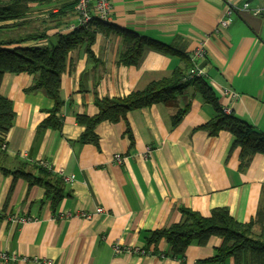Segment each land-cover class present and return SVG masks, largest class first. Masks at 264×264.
I'll return each mask as SVG.
<instances>
[{
  "label": "crops",
  "instance_id": "obj_1",
  "mask_svg": "<svg viewBox=\"0 0 264 264\" xmlns=\"http://www.w3.org/2000/svg\"><path fill=\"white\" fill-rule=\"evenodd\" d=\"M70 1L74 0L61 1L54 10ZM111 2V23L176 51L168 54L146 47L139 65L122 66L118 64L122 38L103 34L92 47L94 61L89 63L84 48L74 50L61 79L65 103L59 113L60 131L41 127L54 102L42 91L26 93L35 76L5 74L1 94L13 102L16 116L5 153L0 150V164L16 171L22 163L43 168L46 163L62 182L63 197L54 206L44 186L0 171V252L18 258L0 264H208L204 261L222 244L218 236L204 246H190L183 260L165 257L169 250L165 241L155 254L114 252L116 245L148 250V234L180 223L181 207L203 217L225 207L236 221L254 222L255 234L264 226V219L259 221V213L264 216V154L255 155L241 171V149L232 148L233 135L221 131L211 137L201 129L213 119L215 108L193 88L178 95L171 106L144 107L129 112L125 121L100 123L98 146L76 143L84 132L76 116H94L97 95L121 98L142 91L176 68H188L185 54L191 69L193 53L202 43L207 52L202 62L205 80L220 105L264 132V17L241 10L245 3L251 10L263 7L264 0ZM228 7L239 10L227 16ZM224 18L229 27L218 30ZM76 23L74 15L68 26ZM66 32L67 26H62L48 35ZM225 88L240 97L223 96ZM184 110L182 120L173 125V117ZM117 154L124 158L122 164L115 160ZM60 170L75 176L74 181L65 182ZM100 208L105 211L98 213ZM18 218L29 220L21 224L15 222ZM153 250L154 246L149 248Z\"/></svg>",
  "mask_w": 264,
  "mask_h": 264
},
{
  "label": "trees",
  "instance_id": "obj_2",
  "mask_svg": "<svg viewBox=\"0 0 264 264\" xmlns=\"http://www.w3.org/2000/svg\"><path fill=\"white\" fill-rule=\"evenodd\" d=\"M61 1L63 0H0V150L6 143L16 116L13 102L1 94L6 73L35 76L33 85L26 93L42 91L54 102L53 109L41 127L60 131L63 118L59 113L65 103L61 94V79L68 67L69 55L74 50L84 48L89 63L94 61L92 47L97 36L103 34L122 38L123 51L118 60V64L122 66L139 65L146 47L168 54L176 51L172 46L95 16L87 24L71 32L49 36L50 30L68 26L70 17L75 15V0L54 10L55 5ZM183 56L189 60L185 66L188 68H176L169 77L150 83L142 91H135L121 98H102L97 95V113L94 116H76L77 124L84 128L76 143L98 146L96 128L100 123L125 121L129 112L144 107L157 104L171 106L178 95L193 88L205 103L215 108L213 119L201 129L206 130L211 137L218 136L221 131L230 132L235 138L232 148L241 149L240 169L246 170L255 155L264 154V132L235 114L225 112L216 92L204 78L187 79L191 61L186 54ZM186 112L187 110L180 111L175 115L173 125H177ZM126 134L133 139L129 127ZM1 152L5 153L3 150ZM2 159L6 160L7 155L3 154ZM0 171L21 176L32 185L44 186L47 197L53 198L54 206L63 197L60 179L54 178L51 171L37 164L22 163L16 171H10L0 164ZM180 212V223L148 234L147 251L154 246L153 252H149L155 254L158 251L157 245L165 241L169 246L165 257L183 260L190 246H204L213 236H218L222 239V244L205 263L226 264L229 259H233L234 264H264V226L259 234H255L254 222L244 224L236 221L225 207L214 209L210 217H203L186 207H181ZM263 219L261 212L259 221L262 222Z\"/></svg>",
  "mask_w": 264,
  "mask_h": 264
},
{
  "label": "built area",
  "instance_id": "obj_3",
  "mask_svg": "<svg viewBox=\"0 0 264 264\" xmlns=\"http://www.w3.org/2000/svg\"><path fill=\"white\" fill-rule=\"evenodd\" d=\"M76 6L74 9L75 17L77 19V23L72 26H67L68 32L73 31L74 29L84 26L87 24L94 16L98 17L100 20L106 21V22H111L112 19V2L111 0H75ZM239 8H230L228 7L226 10L227 16L233 15L236 11H238ZM241 10H249L251 11L255 16H261L264 17V6L263 7H258L254 10L250 9V4L245 3L243 4ZM229 27V20L227 18H224L221 20L218 26V30H223L225 28ZM66 32V33H68ZM206 46L205 43H202L199 45L194 53H193V66L190 69V72L188 73V78L187 79H194V78H204L207 74L206 69L202 66L203 60L206 59ZM223 96H228L229 98L233 100H237L240 95L235 92L231 88H225L222 91ZM225 112L228 110L224 109ZM229 113V112H227ZM7 145L6 143L3 144V148L6 149ZM115 160L119 163L122 164L124 161V158L120 155L117 154L115 156ZM42 165L46 168H50L46 163H42ZM65 182L72 183L75 179V176L73 175H66L64 170H60L58 173ZM105 210L100 208L98 209V213L104 212ZM81 217H84L85 219H91L93 215H86V214H80ZM29 218H18L15 220L17 223H25L28 221ZM114 252L115 254H121V253H127V254H139V255H150V252L144 249H138V248H132V247H125V246H120L116 245L114 246ZM18 258L14 254H8L7 252H0V261L3 263H9L11 261H17Z\"/></svg>",
  "mask_w": 264,
  "mask_h": 264
},
{
  "label": "rangeland",
  "instance_id": "obj_4",
  "mask_svg": "<svg viewBox=\"0 0 264 264\" xmlns=\"http://www.w3.org/2000/svg\"><path fill=\"white\" fill-rule=\"evenodd\" d=\"M1 150H5L3 147H1Z\"/></svg>",
  "mask_w": 264,
  "mask_h": 264
}]
</instances>
